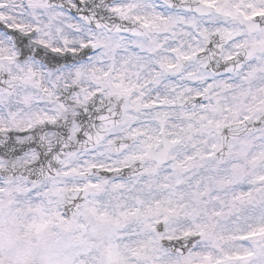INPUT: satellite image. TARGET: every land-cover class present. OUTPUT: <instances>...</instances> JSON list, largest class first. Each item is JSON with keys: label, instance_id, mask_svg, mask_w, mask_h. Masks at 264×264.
Returning a JSON list of instances; mask_svg holds the SVG:
<instances>
[{"label": "snow or ice", "instance_id": "6c2138e0", "mask_svg": "<svg viewBox=\"0 0 264 264\" xmlns=\"http://www.w3.org/2000/svg\"><path fill=\"white\" fill-rule=\"evenodd\" d=\"M0 264H264V0H0Z\"/></svg>", "mask_w": 264, "mask_h": 264}]
</instances>
